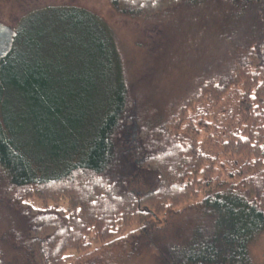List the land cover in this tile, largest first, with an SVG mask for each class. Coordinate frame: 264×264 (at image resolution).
Instances as JSON below:
<instances>
[{"label": "trees", "instance_id": "1", "mask_svg": "<svg viewBox=\"0 0 264 264\" xmlns=\"http://www.w3.org/2000/svg\"><path fill=\"white\" fill-rule=\"evenodd\" d=\"M207 1L111 4L137 17ZM218 3L230 69L199 79L166 118L131 106L114 34L96 13L47 5L21 16L0 61V183L20 225L7 240L33 264H102L142 245L167 264H253L264 233V0ZM138 179L146 191L133 189Z\"/></svg>", "mask_w": 264, "mask_h": 264}, {"label": "rangeland", "instance_id": "2", "mask_svg": "<svg viewBox=\"0 0 264 264\" xmlns=\"http://www.w3.org/2000/svg\"><path fill=\"white\" fill-rule=\"evenodd\" d=\"M218 1L208 0L192 6L181 4L149 16L133 17L116 10L111 0H4L0 3V21L16 28L26 11L47 5L79 6L93 11L106 21L114 34L129 84L131 106H141L149 117L160 114L166 118L199 90V79L230 69L231 51H221L216 35L214 9ZM204 131L202 135L207 137L208 132ZM204 149L214 155L221 151L206 145ZM41 162L48 163V160ZM221 179L229 181L226 175ZM144 181L138 179L132 186L137 193L146 191L143 185L149 182ZM1 184L0 248L4 263L33 264L25 247L7 240L8 234H19L20 225L5 198L6 184ZM173 216L175 221L171 223L175 226L178 222L184 227L191 224L188 217ZM120 252L109 251L105 259L111 255L112 264H167L149 246L142 245L139 253L127 256ZM249 253L253 264H264V233L250 245ZM106 260L101 257L98 262L107 264Z\"/></svg>", "mask_w": 264, "mask_h": 264}, {"label": "water", "instance_id": "3", "mask_svg": "<svg viewBox=\"0 0 264 264\" xmlns=\"http://www.w3.org/2000/svg\"><path fill=\"white\" fill-rule=\"evenodd\" d=\"M15 33V30L11 26L0 21V61L10 52L13 46Z\"/></svg>", "mask_w": 264, "mask_h": 264}]
</instances>
